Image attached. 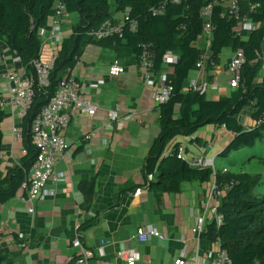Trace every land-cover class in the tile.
Wrapping results in <instances>:
<instances>
[{
  "label": "crops",
  "instance_id": "crops-1",
  "mask_svg": "<svg viewBox=\"0 0 264 264\" xmlns=\"http://www.w3.org/2000/svg\"><path fill=\"white\" fill-rule=\"evenodd\" d=\"M65 16L63 31L67 36L74 22L69 14ZM122 18V14L115 13L112 21L121 22ZM114 34L119 33L108 36ZM201 42L206 49L203 66L195 69L191 77H197L198 83H207L206 97L217 99L231 89L227 65L234 50L227 49L217 61H210L207 50L210 40L203 37ZM10 58L9 49L0 40V71L10 63ZM114 59L113 44L104 47L88 42L82 47L75 66L69 70L68 74L85 84L84 96L97 102L98 108L93 115L77 113L71 116L63 133L68 148L57 160L55 173L46 184L53 193L35 200L34 214L27 212L23 199L26 191L20 189L21 185L13 198L0 203V264H76L78 248L72 241L78 235L84 247L92 252L87 264H124L116 260L114 253L126 245L138 226L145 224L154 225L161 236H153L146 242H132L141 253L137 264H174L183 250L187 256L185 264H192L190 258L197 242L201 255L213 247L214 241L200 236L197 239L192 228L207 201L219 204L218 197H211V185L214 181L217 183L216 171L224 169L217 167V156L232 133L223 126L207 124L188 136L190 146L178 135L165 148L166 154L178 145L184 158L206 157L209 148H213L210 158L214 161L215 174L209 180L183 182L177 192H158L148 186L140 195H133L146 181L142 171L150 142L158 133V105L151 98V86L145 82L149 70L141 60L124 64L119 59L124 71L111 76L108 67ZM171 66L165 64L164 71L170 73ZM262 76L264 68L259 78ZM98 78H103L104 82L97 88L88 86ZM109 109L118 110L119 117L110 119ZM4 111L2 170L17 163L25 153L22 139H15L11 131L13 125L21 127L22 118L11 109ZM251 112L249 109L248 114L239 116L245 128L256 123ZM125 114H131L132 118L123 119ZM221 129L228 137L218 143ZM196 137L198 142L192 140ZM59 173L63 180H58ZM90 185L93 192L87 197ZM219 190L222 194L224 188L219 187ZM86 219H92V223L80 228Z\"/></svg>",
  "mask_w": 264,
  "mask_h": 264
},
{
  "label": "trees",
  "instance_id": "trees-1",
  "mask_svg": "<svg viewBox=\"0 0 264 264\" xmlns=\"http://www.w3.org/2000/svg\"><path fill=\"white\" fill-rule=\"evenodd\" d=\"M164 1L113 0L111 6L109 0H0V40L12 56L19 58L16 65L25 67L29 74L35 73L31 62L39 55L42 42L39 30L45 28L49 16L54 15L55 2L62 3L65 13L77 15L71 32L62 39L49 71L48 85L35 89L32 103L21 119L25 153L6 170L0 167V203L13 198L26 179L38 153L31 139L32 122L55 94L62 77L75 66L82 47L88 42L104 47L113 44L116 59L123 60L124 64L139 62L145 55L155 76L166 69L163 56L167 51L177 55L167 76L172 87L169 98L158 104V133L151 140L145 156L142 172L146 181L142 187L149 186L158 192H177L183 182L211 178L212 169L190 166L181 156L178 145L164 153L169 142L178 135L191 136L207 124L223 126L232 137L218 156H226L242 146H252L264 136V76L259 78L264 68V0H239L234 13L220 0H182L178 4L167 0L163 12L154 13L153 8ZM207 4H211L207 49L210 61H217L227 49L238 48L243 50L245 58L238 86L217 99L183 89L206 51L201 45L205 22L201 9ZM254 4L257 6L251 9ZM126 8L135 20L134 29L126 21L119 34L101 40L87 34ZM241 18L250 20L255 28L250 31L239 29ZM245 108L252 111L251 117L256 121L249 128L239 120ZM4 116L5 111L0 107V150ZM192 140L198 142L199 138ZM149 175L153 178L149 179ZM216 180L219 187L224 188L218 205L222 221L219 225L214 220L207 222L200 237L208 241L219 240L230 256L231 264H264V194L253 192L259 177L247 172L233 177L216 171ZM92 192L90 185L87 197ZM91 223L92 219H86L79 227Z\"/></svg>",
  "mask_w": 264,
  "mask_h": 264
},
{
  "label": "built area",
  "instance_id": "built-area-1",
  "mask_svg": "<svg viewBox=\"0 0 264 264\" xmlns=\"http://www.w3.org/2000/svg\"><path fill=\"white\" fill-rule=\"evenodd\" d=\"M171 3L178 4L182 0H168ZM228 6L230 12L237 11V4L239 0H220ZM153 8L154 13L163 12L164 4ZM257 6L254 4L251 9ZM56 14L52 15L49 25H51L50 34L41 42L39 55L32 60L34 74L26 72L24 67H18V57L10 58V63L5 67L6 70L0 73V107L3 109H11V111L22 118L29 109L34 96L35 89L43 87L49 83V71L58 55L62 39L66 33L62 30V16L58 17L63 11L64 6L58 2L55 5ZM211 4H207L201 9V15L205 18L203 24V37L205 40L210 38L211 23L209 22ZM65 12V11H64ZM128 21L131 28H135V20L130 16L129 9L123 11L122 23H115L111 19L105 20L99 28L87 32L92 37H104L115 32L120 33L124 22ZM239 29L252 30L255 25L247 18H241L238 23ZM43 28L39 30V34H43ZM205 55V54H204ZM204 55L196 63V69L202 68ZM244 53L241 48L234 50L230 56L227 70L230 74L228 81L231 87H237L241 78V67L244 62ZM177 61V55L171 51H167L163 56V62L166 65H172ZM141 62L145 69L149 70L146 76V84L151 86V98L157 104L165 102L170 95L171 85L167 80L165 72L154 77L150 71L151 63L144 55ZM18 67V68H17ZM124 71V66L119 60L114 59L109 67L108 74L117 76ZM103 78H98L89 83V87L97 88L99 84L103 83ZM185 91L189 89L197 91L200 94H205L208 85L207 83H198L197 77H191L188 84L183 88ZM87 92L86 86L81 81L77 80L71 75L64 76L55 91V94L44 104L38 115L31 125V139L32 143L38 149L37 157L27 174L26 179L21 183V188L26 191V196L23 198L26 202L27 212L34 214V202L37 199H42L45 195H50L53 190L47 189L46 184L49 182L51 176L55 173L54 165L57 160L62 157L68 145L64 139L63 133L69 123L72 115L77 113L94 114L98 108L97 102L86 98L84 93ZM107 115L110 119L119 117L118 110L109 109ZM131 114H125L123 119H130ZM12 135L15 139H21V127L14 126L11 129ZM88 136H86L87 138ZM182 151V148H179ZM192 167H210L215 174V167L213 158H207L204 155L192 156L186 161ZM152 175H149L151 178ZM58 180H63V176L57 174ZM145 187H138L134 190L133 195L138 196L143 193ZM221 195L216 181L211 185V197H218ZM218 201L205 203L203 212L195 219L192 228L193 233L197 239L201 232L205 229L207 221L214 220L216 224L222 221V215L218 211ZM22 237V234H19ZM153 236H161V232L152 224L140 225L136 232L132 234L126 245L117 249L114 253L116 260L124 264H137L141 259L140 251L132 244V242H146ZM213 247L199 254L198 242L195 244V253L191 256L192 264H231V259L228 253L221 247L220 241L215 240ZM72 245L78 248V256L75 260L76 264H87V259L92 255V252L85 248L80 235L75 237ZM187 261L186 251L183 250L179 256L174 260V264H185Z\"/></svg>",
  "mask_w": 264,
  "mask_h": 264
},
{
  "label": "rangeland",
  "instance_id": "rangeland-1",
  "mask_svg": "<svg viewBox=\"0 0 264 264\" xmlns=\"http://www.w3.org/2000/svg\"><path fill=\"white\" fill-rule=\"evenodd\" d=\"M56 3H58V2H55V5H56ZM109 4L112 6L113 0H109ZM163 9H164V7H163ZM55 10H57V8H55ZM129 11H130V9H129ZM119 13L123 15V11L119 12ZM119 13H117V14H119ZM55 14H56V12H55ZM65 14L66 13L63 11L60 15H58V17L62 16V19H64V17H66ZM69 15H70L71 22L75 23L74 19H75V17L77 18V15L74 13H73V15L72 14H69ZM51 18H53V17L49 16L48 21H47V26L45 28H43V32H44L43 34L44 35H42V34L40 35L42 42H43L44 38L48 37L50 34L51 25H49V21ZM115 23H122V22L119 21V22H115ZM106 37H108V36L95 37V39L101 40V39H104ZM31 64H32V62H31ZM18 67H21V66H18ZM5 70H6V68L1 69L0 73L5 71ZM164 72H165L166 76H168V72H166V71H164ZM67 75H68V73H66L64 76H67ZM71 76H73V75H71ZM153 76L156 78L159 75L158 76L153 75ZM247 111H249V108H245L244 111L241 112V115L243 113L248 114ZM260 121H258V122H260ZM180 137L182 138L181 141L184 144H186L187 146H190L188 136L181 135ZM227 137H228V133L224 129H221V134L217 137L216 142L222 143L225 139H227ZM213 154H214V149L209 148V150L206 154V157L210 158L213 156ZM217 157H218L217 167H219L220 169H222V168L226 169V170L223 169L221 171L226 176L230 175V176L234 177L236 174L241 173V172H247V173L252 174V175H257L259 177V180L256 183V185L253 187V192L256 194H264V136H262L261 138L256 140V142L252 146H242L237 150L231 151L226 156H220L219 155ZM152 178H153V176L149 179H152ZM225 184H227V183H225Z\"/></svg>",
  "mask_w": 264,
  "mask_h": 264
},
{
  "label": "bare ground",
  "instance_id": "bare-ground-1",
  "mask_svg": "<svg viewBox=\"0 0 264 264\" xmlns=\"http://www.w3.org/2000/svg\"><path fill=\"white\" fill-rule=\"evenodd\" d=\"M66 22V20L65 19H62V23H65ZM61 23V24H62ZM62 30H63V24H62ZM10 51V50H9ZM10 53H11V51H10ZM11 56H12V53H11ZM12 57H14V56H12ZM174 64V63H173ZM172 64V65H173ZM228 71V70H227ZM228 74H229V72H228ZM229 79H230V74H229ZM229 81V80H228ZM229 84V83H228ZM229 87H231L230 85H229ZM231 88H234V87H231ZM96 112V111H95ZM81 113H83V112H81ZM87 114V113H86ZM75 115V114H74ZM90 115V114H89ZM93 115V114H92ZM114 120V119H113ZM180 148V147H179ZM179 152H180V154H181V156H183L182 154H183V151H180V149H179ZM188 158H190V157H188ZM188 158H184L186 161H187V159Z\"/></svg>",
  "mask_w": 264,
  "mask_h": 264
}]
</instances>
